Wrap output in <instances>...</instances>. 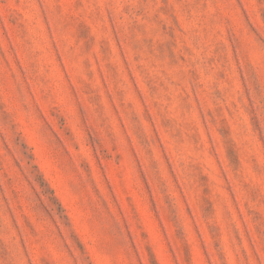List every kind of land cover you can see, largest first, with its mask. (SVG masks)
<instances>
[{"label":"rangeland","instance_id":"374dc122","mask_svg":"<svg viewBox=\"0 0 264 264\" xmlns=\"http://www.w3.org/2000/svg\"><path fill=\"white\" fill-rule=\"evenodd\" d=\"M0 264H264V0H0Z\"/></svg>","mask_w":264,"mask_h":264}]
</instances>
